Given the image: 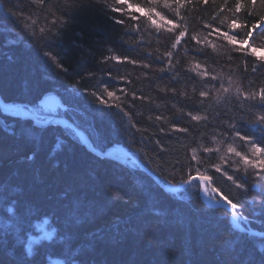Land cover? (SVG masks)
I'll list each match as a JSON object with an SVG mask.
<instances>
[{
  "label": "trees",
  "instance_id": "16d2710c",
  "mask_svg": "<svg viewBox=\"0 0 264 264\" xmlns=\"http://www.w3.org/2000/svg\"><path fill=\"white\" fill-rule=\"evenodd\" d=\"M155 2L139 0L130 10L140 11V15L145 16L148 14L147 7ZM171 2L173 0H165L166 4ZM174 2L184 4L185 0ZM187 2L192 3L193 0ZM28 3L29 0H3V4H0V67L7 68L9 79V86L0 88V96L5 102L28 103L32 107L39 103L37 97L42 99V93L55 92L61 96L62 103L68 100L71 104L72 94L63 84L76 81H79L77 86L97 92L107 88L122 99L132 91L138 96L143 94L146 97L144 101L136 100L134 106L125 111L133 113V121L146 130L143 132L146 142L141 141V134L133 136V130L129 129L122 136L113 133L100 147L104 149L123 144L165 184H179L187 179L179 170L175 179L170 175L171 163L177 160L187 163L189 157L185 153V146L219 147L220 152L214 154H204L198 147L201 162L200 165L193 164V168L199 167V174L210 177L213 187L234 199V202H249V195L236 189L222 172L227 170L230 175L239 178L238 182H244V166L238 163L237 157L227 152V148L231 145L237 151L250 155V147L238 139H231L234 133L227 131V124H236L242 134L254 131L246 124L250 119V106L242 103L237 88L254 90L264 83V67L258 66L252 59L264 60V29L257 32L255 43L250 44L253 32L264 23V0H229L235 13H232V7L224 12L222 0H210L207 7L202 3L193 4L187 11L181 10L182 16L177 11L176 23L166 19L171 16L170 9L164 10V17L152 8L156 18L151 23L142 20L139 25L130 22L127 16H124L125 25L116 23L121 14L112 12L100 0H78L81 6L69 9L72 23L65 30L63 42H49L50 47L59 48L60 54L65 56L64 62L71 67L70 75L76 77V81H65L58 70L41 56L36 41L25 36L15 21L7 19V9L15 11L17 5L26 7ZM107 3L115 7L114 0H107ZM141 6L143 9H140ZM231 14L239 15L233 19ZM46 16L47 12L33 10L31 13L32 20L36 21L32 30L38 35L42 27L52 28L51 18L46 19ZM184 17L189 22L192 39L177 51V45L188 33V28L180 22ZM214 19L216 23L213 27L219 25L227 31L212 41L209 36L213 33L207 35L205 28ZM220 20L224 24H220ZM153 25L164 29H154ZM177 28L181 31L172 35ZM235 29L241 30L239 37L229 35V31ZM77 33L83 35L78 36ZM19 37H23L19 44L10 43ZM73 41L81 47L72 44ZM102 55L135 59L137 64H129L126 60L123 63L113 60L100 63ZM9 57L12 59L9 60ZM193 57L201 61V64L194 65L200 79L188 71ZM143 64H148L149 68H144ZM172 64L179 79L167 71ZM87 72L95 75L88 78ZM78 73H84L85 79L81 80ZM209 76L211 80H207ZM169 82L178 92L186 90L193 95V88L197 92L207 89L210 97H222L218 104L213 103L209 108L212 128L207 130L208 139L202 138L204 129L193 132L191 137L183 133L168 135L159 132L161 126L165 129L171 127L181 115L180 109L187 111L193 107L182 95H165L159 91ZM91 99H79L72 111H62L60 114L80 125L87 133L90 113L96 107ZM127 99H131L130 95ZM157 115L166 119L156 121ZM109 119L117 126L129 128L128 118L122 117L118 111L114 110ZM184 123L188 121L185 119ZM34 127L32 121L7 116L0 110V140L6 141L7 152V159L0 161V264H46L48 254L67 258L70 262L77 253L85 254L81 257L83 264H248L249 257L264 248V238H254L231 225L230 213L226 209L207 206L201 199L199 185L194 184L179 193H169L141 171L129 174L111 162H98L84 148L68 143L67 133L63 132L62 127L26 137L24 133L33 131ZM213 128L225 132L228 138L219 135L212 137ZM12 132L16 135L12 136ZM40 135L44 137L43 143L39 140ZM156 140L169 147L168 154L158 153ZM193 140L197 143L193 144ZM34 150L35 158L28 160L27 157L33 155ZM209 155L211 159H208ZM222 158L228 159L229 163L225 164ZM161 163L167 165L163 171L159 168ZM68 164H73L75 176L78 177V180L74 177L75 186L93 184L96 178H102L107 186L102 193L89 197L95 203L90 209H84L88 215L75 229L74 248L72 239L68 238L71 226L61 208L80 193L70 190L73 181L56 180ZM98 166L102 167L101 171ZM217 166L222 169L221 173L215 171ZM247 179L250 183V170ZM9 208L16 212L9 213ZM238 212L254 228L264 231V218L251 207L240 208ZM8 216L11 218L7 219ZM13 217H18L21 222L16 223ZM44 218H48L51 226L57 229L55 242L46 243L45 248L39 247L33 259L27 260L24 258V244L16 251L12 246L18 238L26 240L28 228ZM124 221L146 226L144 234L96 248L91 246L93 233L103 235L109 230L115 232L118 224L123 227ZM3 226L9 232L2 231ZM59 232L65 235L64 242L59 240ZM240 239L246 242L243 250H239L235 243Z\"/></svg>",
  "mask_w": 264,
  "mask_h": 264
},
{
  "label": "snow or ice",
  "instance_id": "6c2138e0",
  "mask_svg": "<svg viewBox=\"0 0 264 264\" xmlns=\"http://www.w3.org/2000/svg\"><path fill=\"white\" fill-rule=\"evenodd\" d=\"M210 0H193L192 3H188L185 0L184 4H178L173 2L166 4L165 0H156L155 3H152L150 6L147 7L148 14L145 16L140 15V11L130 10L132 9L134 4H138L139 0H114L115 7L107 3V0H100V3L104 4L107 8H109L112 12L121 14L119 19H116V23L125 25L124 16L129 18V21L135 23L137 25L140 24L142 20H147L151 23L152 19H155V13L151 11L152 8H155L157 12L161 15L166 17L163 13L164 10H171V16L166 17L167 20L171 21L172 23H176L177 21V11H179L181 15V10L187 11L188 8L192 7L193 4H203L205 7L209 5ZM215 2V0H213ZM224 3V12H228L229 8L232 7L229 4V0H222ZM0 4H3V0H0ZM161 5L163 6L161 8ZM77 6H81L78 4V0H29V3L26 7H20L17 5L16 10L14 11L12 8L7 9V19L15 21L17 25H19L20 30L25 36H30L34 41H36V47L39 50L41 56L47 59L48 64L56 68L61 75V77L67 80L76 81V77L70 75L71 67L67 65L64 60L65 56L60 54V50L57 47H50L49 42L53 44H59L63 42V37L65 36V30L67 29L68 25L72 23L70 19V11L69 9H74ZM243 7V6H242ZM140 9H143L141 6ZM35 11H39L41 13L47 12V16L45 17L48 19L51 18L52 28H40L39 35L32 30L33 25H35L36 21L32 20L31 13ZM2 11V9H0ZM25 13H29L25 15ZM232 13H235V8L232 7ZM223 15V13H220ZM239 14L232 15V18H237ZM182 16V15H181ZM216 19H219L217 17ZM30 21V23L28 22ZM188 28V33L183 37L180 44L177 45V51L183 48L184 45L188 44L192 39V34L189 32L188 23L185 21V17L182 21H180ZM216 23L214 19L211 24H209L205 31L207 35L209 33H213V35L209 36V40H214L220 36V34L224 31L219 25L213 27V24ZM220 24H224V21L220 20ZM154 29H158V25H153ZM53 29H55L53 31ZM164 28H159L162 30ZM264 29V23H261L259 28H256L253 32L252 40L250 44L255 43L256 35L258 31ZM181 31L180 28L175 29L172 35L179 33ZM241 33L240 29H235L229 31V35L239 37ZM78 36H82V33H77ZM203 38V36H201ZM23 37H19L17 39H13L10 41L11 44H19ZM43 41L41 44L40 42ZM194 42V41H193ZM72 44L76 45L77 47H81V45L77 44L75 41ZM261 46V45H257ZM202 50V49H198ZM9 60L12 58L9 57ZM254 62L261 67H264V60L257 61L255 57H252ZM109 60H113L118 63H123L125 60L127 63L136 65L137 61L135 59H130L127 57L122 58L121 56H107L102 55L100 58V63H107ZM201 64V61L193 57V61L191 66L189 67L188 71L192 73V76L196 79H200L199 72L194 68V65ZM144 68H149L148 64H143ZM206 67V66H205ZM168 72L174 73V78L179 79L178 75H175V66L174 64L169 65L167 68ZM81 80L85 79L84 73L77 74ZM87 77L91 78L95 75L93 72H87ZM47 79V77H45ZM207 80H211L209 76ZM79 81L76 83L68 84L64 83L63 87L66 88L69 93H71L72 103L70 104L68 100H64L61 103L60 100L57 99L56 96L52 95L51 92L47 94H41L43 99L37 97L39 103L33 104L32 107H29L28 103L23 105L17 106L13 105H6L5 111H14L18 116L29 117L30 119L36 122L33 131H28L24 134L26 135H33L39 132H46L49 130H59L57 128L58 125L63 124L64 129L63 132L67 133L66 141L68 143L78 145L86 150L88 154L94 157L98 162H116L118 161L119 157L109 155L112 152L111 149L108 151H104L100 148V145L109 139L113 133H116L119 136L124 135L129 129L133 130V136L137 133L141 134V141H144L143 132L146 131L141 127L137 126V123L133 121V113L129 111H125L126 108H130L134 106V102L136 100L144 101L146 97L141 94L137 95L135 91H132L129 94H126L125 99H122L120 96L116 94L114 91H110L107 88L103 90V92H97L96 90H90L87 87L77 86ZM9 86V79L6 67H0V88H7ZM161 93L165 95L171 94L173 96L182 95L185 100L191 104L193 107L187 111L184 109H180L181 115L176 119L175 122L171 124L170 128L165 129V127L161 126L159 128V132L161 134H174V133H183L191 137L193 132H199L200 129H204V133L202 134L203 139H208V132L209 128H212V116L210 115L209 108L213 105V103L218 104L222 99L221 96H216L214 98L210 97V94L207 89H202L199 92L195 88L192 89L193 95H189V93L185 90L183 92H178L176 87H173L169 82L163 87L159 88ZM215 91V89H213ZM238 94L242 98V103L249 104L248 111L250 112V119L246 121L247 126H250L254 131L244 132L242 134L241 129L237 127L234 123L227 124V131L234 133V136L231 139L239 141L249 145L250 147V155L237 151L236 148L232 147L231 145L228 146L227 152L232 154L234 157L238 158V163H241L245 169V178L244 182H238L239 178H235L234 175H230L227 170L222 172V169L217 166L215 171L217 173H221L227 178L228 181L232 182L236 189L240 190L244 194L249 195L250 200L247 204H241L239 201H235L232 198H229L227 195H223L219 189H211V191L216 192L217 198L215 200L209 199L210 205L213 207L218 206L220 203H226L231 210L238 211L240 208L243 207H251L255 212L259 214L260 217L264 218V139H260L259 137H264V83L257 86L254 90L253 89H241L237 88ZM130 95V100L127 99V96ZM91 97V102L96 106L95 110L91 112V119L88 123V132L85 134L82 130L80 125L73 123H68L62 119H56L57 116L60 115V110H63L65 113L68 111L73 110L74 104H77L76 101L82 98ZM31 103V102H29ZM118 111V113L122 117H127L129 121V128H124L122 126L115 125L110 119L109 116L113 111ZM197 113V114H194ZM203 113V114H200ZM219 115V113H215ZM84 115V113H81ZM151 120L152 117H149ZM156 121H161L166 119L160 115L155 117ZM185 119L188 123H184ZM56 121H64V123H56ZM242 122H244L242 118ZM51 126V127H49ZM7 131V129H6ZM260 134V135H257ZM12 136H15L16 133L12 132ZM222 136L227 139L225 132H219L217 128H213L211 132V136ZM44 137L42 135L39 136V140L43 143ZM212 142L211 140L209 141ZM197 141L193 140V144H196ZM157 145V151L159 154L166 155L169 152V147L161 144L159 140L155 141ZM199 150L204 154H214L219 153V147H210V146H203L198 145ZM198 147H191L185 146L184 150L185 153L188 155L189 159L185 164L184 161L177 160L174 163H171L172 172L170 175L173 179L176 178V172L179 170L183 172L184 175L187 177L184 183H195L200 185L201 182L207 185L210 177L199 174V167L193 168V164L200 165V157L198 156ZM36 152L33 151V155L27 157L28 160H33L35 158ZM128 154L125 153V156ZM7 159V152H6V141L0 140V161ZM208 159H211V155L208 156ZM223 159L225 164H228V159ZM166 163H161L159 168L161 171L164 170L166 167ZM192 169V171H189ZM251 172V182L249 183L247 176L248 172ZM193 172L196 174L194 175ZM74 167L73 164H68L65 166V171L56 177V180H68L73 181V186L70 187L71 191H78L80 194L75 197L74 199L68 201L66 205H64L61 210L63 211L65 219L70 224V231L68 233V238H71L73 241V248L75 247V240H76V231L75 229L84 222V219L88 215L87 212H84V209H90L93 207L95 201L93 199H89L90 196H94L97 193H102L104 189L107 187L104 184L102 178H96V182L93 184H80L78 187L75 186L74 183ZM171 188L172 186L169 185ZM174 190V189H173ZM204 192L208 193L210 189L208 187H204ZM9 213H15L16 210L9 208ZM159 213H157L158 215ZM146 226L142 224H137L131 221H124L123 227L121 228L118 224L115 232L111 230L105 232L103 235H99L93 233V242L92 247L96 248L99 245H104L109 242L115 241H126L129 237L135 236H142L145 232ZM74 230V231H73ZM243 231V229L241 230ZM53 233H57V229H53ZM59 240L64 242L66 239L65 235L61 232L58 233ZM52 233H45V239H50ZM55 242V241H53ZM236 245L238 246L239 250H243L245 246V241L243 239L237 240ZM26 257L33 258L36 253L32 251L31 244L29 245L28 249L23 251ZM85 255L82 253H77L74 256V260L76 264H83L81 257ZM248 264H264V248L258 253L251 255L248 259Z\"/></svg>",
  "mask_w": 264,
  "mask_h": 264
},
{
  "label": "bare ground",
  "instance_id": "6f19581e",
  "mask_svg": "<svg viewBox=\"0 0 264 264\" xmlns=\"http://www.w3.org/2000/svg\"><path fill=\"white\" fill-rule=\"evenodd\" d=\"M52 151V150H51ZM51 153H53V152H51ZM179 184H181V183H179ZM183 184H185L186 185V187H187V189H190L195 183L193 182V183H191V184H188V183H182V185ZM164 190H166V189H168L169 188V186H168V183H166L163 187H162ZM173 189L174 190H176V191H179L181 188L178 186V185H176V186H174L173 187ZM209 203V202H208ZM0 217H1V214H0ZM9 218H11L10 216H8V218L7 219H9ZM2 218H0V220H1ZM13 219H14V221L16 222V223H20L21 221H20V219L18 218V217H13ZM31 219V218H30ZM233 223H236V224H238V217L234 214L233 215V217H231V219H230ZM12 228V227H11ZM1 230L2 231H5V232H9V230L6 228V227H1ZM11 232L12 233H14L12 230H11ZM262 238H264V237H262ZM20 239V243H22V244H24L25 243V239H22V238H19ZM36 244H38L37 245V247H40V248H45V244L43 243V242H39V241H36L35 242Z\"/></svg>",
  "mask_w": 264,
  "mask_h": 264
},
{
  "label": "rangeland",
  "instance_id": "374dc122",
  "mask_svg": "<svg viewBox=\"0 0 264 264\" xmlns=\"http://www.w3.org/2000/svg\"><path fill=\"white\" fill-rule=\"evenodd\" d=\"M51 94H53V93H51ZM54 94H55V92H54ZM57 94V93H56ZM62 103V102H61ZM63 110H60V112H62ZM64 113V112H63ZM57 117H59V118H63V117H60V116H57ZM26 128V127H25ZM24 128V129H25ZM30 135H26V137H29ZM31 137V136H30ZM98 167H100V166H98ZM101 168L102 167H100V171H101ZM76 177V176H75ZM76 180H78V177H76L75 178ZM201 194H203L204 195V197H205V200L207 201V203L209 202V199L211 198V199H213V200H215L216 198L215 197H213V196H211V195H209V193H205L204 191H201ZM231 222V225L234 227V228H236V229H241L242 230V227H243V230H247L248 232L250 231V229L248 228H246V226L244 225V223L243 222H239V224H234L232 221H230ZM6 225L8 226L9 225V223H6ZM247 232V233H248ZM250 233V232H249ZM254 238L255 237H257V235L256 234H253L252 235ZM1 237V236H0ZM258 238V237H257ZM260 238V237H259ZM262 238V237H261ZM15 245V244H14ZM13 245V246H14ZM54 262L55 263H57V264H63L62 263V261H60V260H58V259H55L54 260Z\"/></svg>",
  "mask_w": 264,
  "mask_h": 264
},
{
  "label": "water",
  "instance_id": "95a60500",
  "mask_svg": "<svg viewBox=\"0 0 264 264\" xmlns=\"http://www.w3.org/2000/svg\"><path fill=\"white\" fill-rule=\"evenodd\" d=\"M7 104H2L1 103V99H0V106H1V108L5 111V106H6ZM150 173V172H149ZM153 177H154V175L152 174V173H150ZM155 178V177H154ZM155 179H157V178H155ZM158 180V179H157ZM168 189H170V188H168ZM216 193V192H215ZM217 194V193H216ZM220 204H222L223 206H225V207H227L231 212H232V217H233V215L235 214L237 217H239L238 216V214L236 213V211H234V210H231L230 209V207L226 204V203H220ZM243 229V228H242ZM250 234H256L257 236H261V237H264V233H261V232H258V231H256V230H254V229H250Z\"/></svg>",
  "mask_w": 264,
  "mask_h": 264
}]
</instances>
